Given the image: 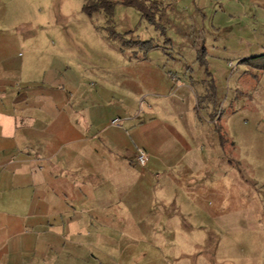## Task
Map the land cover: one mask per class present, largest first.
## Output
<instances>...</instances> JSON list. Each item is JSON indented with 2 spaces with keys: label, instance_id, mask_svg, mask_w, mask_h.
<instances>
[{
  "label": "rangeland",
  "instance_id": "1",
  "mask_svg": "<svg viewBox=\"0 0 264 264\" xmlns=\"http://www.w3.org/2000/svg\"><path fill=\"white\" fill-rule=\"evenodd\" d=\"M143 1L147 15L121 3L89 14L87 0H0V31L19 39L12 58L31 90L106 106L120 124L165 112L183 134L192 126V176L155 195L162 223L102 228L111 242L94 261L264 264V71L242 62L264 50L238 56L228 43L218 29L228 0Z\"/></svg>",
  "mask_w": 264,
  "mask_h": 264
},
{
  "label": "crops",
  "instance_id": "2",
  "mask_svg": "<svg viewBox=\"0 0 264 264\" xmlns=\"http://www.w3.org/2000/svg\"><path fill=\"white\" fill-rule=\"evenodd\" d=\"M222 17L238 56L264 50V0H228ZM17 43L0 31V264H96L111 242L102 228L162 223L155 195L192 176V126L186 136L165 112L125 114L117 125L106 106L80 109L67 93L31 90L12 58Z\"/></svg>",
  "mask_w": 264,
  "mask_h": 264
},
{
  "label": "trees",
  "instance_id": "3",
  "mask_svg": "<svg viewBox=\"0 0 264 264\" xmlns=\"http://www.w3.org/2000/svg\"><path fill=\"white\" fill-rule=\"evenodd\" d=\"M118 3L126 6L136 7L140 11H142L144 15H147L148 6L143 0H87L84 5V10L89 14H92L99 10H104L108 13H112L116 4ZM242 62H247V64L253 65L255 68L264 71V59L256 61L243 59Z\"/></svg>",
  "mask_w": 264,
  "mask_h": 264
},
{
  "label": "built area",
  "instance_id": "4",
  "mask_svg": "<svg viewBox=\"0 0 264 264\" xmlns=\"http://www.w3.org/2000/svg\"><path fill=\"white\" fill-rule=\"evenodd\" d=\"M113 124H120V120H114L112 122ZM149 160V154L148 152L144 149V148H138L137 153H136V162L138 165H140L141 167H145L148 163Z\"/></svg>",
  "mask_w": 264,
  "mask_h": 264
}]
</instances>
